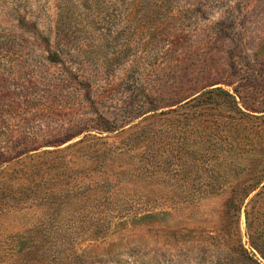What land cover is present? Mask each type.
<instances>
[{
  "label": "rangeland",
  "instance_id": "rangeland-1",
  "mask_svg": "<svg viewBox=\"0 0 264 264\" xmlns=\"http://www.w3.org/2000/svg\"><path fill=\"white\" fill-rule=\"evenodd\" d=\"M100 134L94 159L101 141L78 142ZM262 169L264 0H0V264L82 219L100 225L87 252L140 243L173 264L168 229L218 226L230 186Z\"/></svg>",
  "mask_w": 264,
  "mask_h": 264
},
{
  "label": "trees",
  "instance_id": "trees-1",
  "mask_svg": "<svg viewBox=\"0 0 264 264\" xmlns=\"http://www.w3.org/2000/svg\"><path fill=\"white\" fill-rule=\"evenodd\" d=\"M136 1L143 5V7H156L158 2L165 3L168 0ZM60 24V21L56 23L57 31L54 33L56 35L59 34L61 30ZM32 25L36 26L37 24L33 22ZM156 30L157 28L155 32ZM52 32L49 34L51 35ZM141 109L143 108L141 107ZM100 119L103 122L99 123L101 128H103L102 130L105 132H112L113 130L110 129L112 127L108 125L109 121L103 117H100ZM139 128L140 127L135 128L133 132H137ZM75 136L76 135H74V137ZM106 137L109 138L108 135L102 136L101 134L88 136L80 139L78 143H82L84 140L89 142L95 140L94 145L98 146L97 141H101L100 146H98V151L101 152L97 153L95 157H92L94 159H99L101 157H106L104 149H110ZM56 146H60V144ZM105 181V185H110L109 179H105ZM98 183L99 181H96L95 184L97 185ZM67 186H69V183H67ZM89 190L90 188L88 191ZM112 199L113 198L107 193L96 202L101 203L100 205H110ZM193 201L194 200L183 201L186 202L187 205H183V202L174 201L171 203L170 208L177 210L178 208L182 209L184 206H188L190 212L192 211L190 209L198 205V203H193ZM191 205L193 206L190 207ZM195 210L196 209H194V211ZM243 213L245 214L247 229L245 235L242 232L241 226ZM158 215H170V211L161 210L159 213H148L143 217H134V219L130 218V220L135 223L139 221L142 224L147 221L151 224L155 222L154 217ZM220 218L221 222L219 225L212 229H207L208 227L194 229L183 227L177 230H164V233L167 231L171 237L178 239V247L175 253L169 255V258L175 261L173 264H186L187 260H189V262L193 260L191 264H264V169L256 171L252 181L245 183L238 182L230 186L228 198L224 203ZM108 219H110V216L108 217L105 215L103 217H98L97 221H101L103 224ZM162 219H164V217H162ZM77 220L79 221L80 219L78 218ZM118 220H120L119 225L122 227V230H126L127 228L123 226L127 225L126 222L129 219L119 218ZM80 221L82 222L80 226V228H82L80 230H76L77 224L72 225L74 227H70L69 230L62 229L51 241H49V235H51L52 232H42L38 238L40 239L41 237V240H47L48 243L41 244L38 247L27 246L22 248V250H17L14 256L19 257V253L24 251V263L22 264H49L53 261L59 262L60 264H170V260L166 257L167 253L165 249L161 250L163 253L160 255L155 254V252L153 253L155 250L159 251L158 248L145 252L144 247H142L140 243H136L134 246L130 247H125L121 244V248H116L113 251L109 250L101 255L87 252L80 247V244H82L80 241L88 238L93 243L97 244L98 242L93 238L98 232L97 228H99L100 225L95 224L91 226L85 224L87 219H82ZM110 224L111 223L108 225ZM109 228L111 229V225ZM114 234L116 235V233ZM244 236L248 238V241H244ZM32 238L34 239L33 236H30L25 238V240L32 241ZM107 239L108 238H106V240ZM27 243L28 241L26 245Z\"/></svg>",
  "mask_w": 264,
  "mask_h": 264
}]
</instances>
